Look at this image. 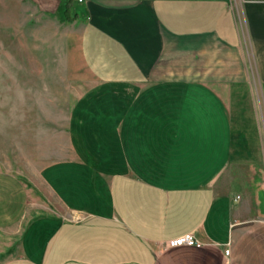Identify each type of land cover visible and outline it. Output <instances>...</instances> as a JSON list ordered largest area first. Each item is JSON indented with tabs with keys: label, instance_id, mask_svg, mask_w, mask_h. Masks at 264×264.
Instances as JSON below:
<instances>
[{
	"label": "crops",
	"instance_id": "0c3cea01",
	"mask_svg": "<svg viewBox=\"0 0 264 264\" xmlns=\"http://www.w3.org/2000/svg\"><path fill=\"white\" fill-rule=\"evenodd\" d=\"M31 1L79 26L99 85L65 153L0 170V264H264V0Z\"/></svg>",
	"mask_w": 264,
	"mask_h": 264
},
{
	"label": "rangeland",
	"instance_id": "374dc122",
	"mask_svg": "<svg viewBox=\"0 0 264 264\" xmlns=\"http://www.w3.org/2000/svg\"><path fill=\"white\" fill-rule=\"evenodd\" d=\"M79 30L31 0H0V170L30 180L65 153L74 108L99 85L82 59ZM16 229H0V263L18 254Z\"/></svg>",
	"mask_w": 264,
	"mask_h": 264
},
{
	"label": "built area",
	"instance_id": "2783aa9c",
	"mask_svg": "<svg viewBox=\"0 0 264 264\" xmlns=\"http://www.w3.org/2000/svg\"><path fill=\"white\" fill-rule=\"evenodd\" d=\"M78 3H84L86 0H75ZM203 246L201 242L193 232L185 233L174 238H171L166 241V247H178V246ZM227 253H230V250H227Z\"/></svg>",
	"mask_w": 264,
	"mask_h": 264
}]
</instances>
